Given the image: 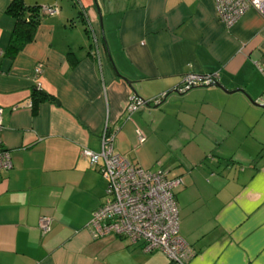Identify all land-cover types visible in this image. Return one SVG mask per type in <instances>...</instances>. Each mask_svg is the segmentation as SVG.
I'll return each instance as SVG.
<instances>
[{
    "label": "crops",
    "instance_id": "0c3cea01",
    "mask_svg": "<svg viewBox=\"0 0 264 264\" xmlns=\"http://www.w3.org/2000/svg\"><path fill=\"white\" fill-rule=\"evenodd\" d=\"M10 1L0 0V134L12 162L0 171V264H178L88 225L106 182L81 152L99 151L103 130L114 152L152 168L157 106L128 113L131 94H167L160 104L177 107L196 158L174 169L183 264H264V18L249 8L227 28L213 0H24L58 12L10 60ZM186 74L216 80L178 91ZM37 85L52 100L33 110Z\"/></svg>",
    "mask_w": 264,
    "mask_h": 264
},
{
    "label": "built area",
    "instance_id": "2783aa9c",
    "mask_svg": "<svg viewBox=\"0 0 264 264\" xmlns=\"http://www.w3.org/2000/svg\"><path fill=\"white\" fill-rule=\"evenodd\" d=\"M213 3L217 19L227 28L232 27L249 8L264 18V0H213ZM40 12L54 14L58 8L42 6ZM215 80L213 75L186 74L177 90L183 92L192 86L213 85ZM163 97L164 94L143 101L136 94H131L125 109L128 113L135 112L145 105L159 103ZM261 104L264 105V96ZM136 134L138 142H143L141 132ZM112 139V135L103 130L100 150L84 148L81 152L90 164L98 166L106 182L104 200L92 211L88 222L92 235H111L129 244L140 243L145 252L158 250L170 261L183 264L191 251L179 235L178 205L173 193L174 188L183 183L182 178L169 177L160 168L149 170L131 163L114 152ZM11 166L10 153L3 146L0 134V171H7ZM50 221L48 216L39 218L38 226L43 234L49 231Z\"/></svg>",
    "mask_w": 264,
    "mask_h": 264
},
{
    "label": "rangeland",
    "instance_id": "374dc122",
    "mask_svg": "<svg viewBox=\"0 0 264 264\" xmlns=\"http://www.w3.org/2000/svg\"><path fill=\"white\" fill-rule=\"evenodd\" d=\"M147 108V107H146ZM176 106L161 103L147 117L149 126L153 128L152 148L144 153L145 159L152 165L150 170L157 168L168 171V176H177L174 169L184 168L191 160H196L194 155L188 151L185 135L179 131L180 122L176 120ZM150 110V109H149ZM200 155V154H198ZM197 155V156H198Z\"/></svg>",
    "mask_w": 264,
    "mask_h": 264
},
{
    "label": "trees",
    "instance_id": "16d2710c",
    "mask_svg": "<svg viewBox=\"0 0 264 264\" xmlns=\"http://www.w3.org/2000/svg\"><path fill=\"white\" fill-rule=\"evenodd\" d=\"M6 13L12 17L14 22L10 39L5 50L7 57L12 60L27 43L33 40L36 28L41 21L43 13L40 12L39 6L28 5L24 0H11L6 8ZM45 99L52 100L50 96L41 92L36 86L31 93L33 110H35L38 102ZM149 105L152 106L153 104Z\"/></svg>",
    "mask_w": 264,
    "mask_h": 264
},
{
    "label": "water",
    "instance_id": "95a60500",
    "mask_svg": "<svg viewBox=\"0 0 264 264\" xmlns=\"http://www.w3.org/2000/svg\"><path fill=\"white\" fill-rule=\"evenodd\" d=\"M101 19V18H100ZM103 41H104V38H103ZM129 84H131V82L129 81V80H126ZM219 86V85H218ZM193 87H196V86H192V87H190L189 89H191V88H193ZM219 87H221V86H219ZM188 90V89H187ZM224 91H227V90H225V89H223ZM238 91H240V92H242V90L241 89H239ZM173 92H177L176 90H174ZM166 96H167V94H165V96L163 97V99H165L166 98ZM248 99L249 100H251L249 97H248ZM252 101V100H251ZM253 102V101H252ZM160 104V102L159 103H156V104H153L154 106H158ZM257 106H260L261 108H264V105H262V104H259V103H255Z\"/></svg>",
    "mask_w": 264,
    "mask_h": 264
}]
</instances>
